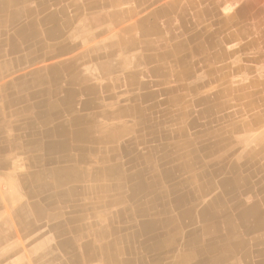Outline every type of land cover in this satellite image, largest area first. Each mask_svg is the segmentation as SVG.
<instances>
[{
    "label": "crops",
    "instance_id": "obj_1",
    "mask_svg": "<svg viewBox=\"0 0 264 264\" xmlns=\"http://www.w3.org/2000/svg\"><path fill=\"white\" fill-rule=\"evenodd\" d=\"M1 7L0 264H171L182 242L160 258L158 241L132 237L136 226L114 224L119 235L74 241L71 229L108 228L62 223L99 204L113 212L116 196L126 200L132 186L153 183L154 170H170L173 183L204 180L206 164L216 172L205 204L225 198L222 180L231 184L232 198L216 211L231 213V244H249L250 255L224 258L218 246L205 264H264L255 252L264 248L257 245L264 242V0H0ZM62 124L68 146L118 166L121 191L116 174L100 185L88 177L55 187L49 172L68 165L59 152ZM81 133L88 138L79 143ZM184 160L194 169L174 170ZM147 163L154 170L143 172ZM35 207L67 216L36 222Z\"/></svg>",
    "mask_w": 264,
    "mask_h": 264
},
{
    "label": "bare ground",
    "instance_id": "obj_2",
    "mask_svg": "<svg viewBox=\"0 0 264 264\" xmlns=\"http://www.w3.org/2000/svg\"><path fill=\"white\" fill-rule=\"evenodd\" d=\"M0 10L4 11L3 7H1ZM10 18H11V15H10ZM15 26H16V24H15ZM5 29H6V27H5ZM20 29L21 28L19 27V30ZM9 30H10V28H9ZM26 30H27V28H23L24 33L26 32ZM19 36H20V34H19ZM6 45H8V44H6ZM248 113H249V111H248ZM78 122H79V120H78ZM58 126L60 127V130L62 131V134H63L62 136L64 137V141H63L64 143L62 144V147L59 149V152L63 154L61 156L62 160H63L62 163H64V162L68 163L69 166L67 165L66 167H64V169H62L59 172H55V171L49 172L51 175L57 176V178H58L57 180H55V184H56L55 187H57V188L62 187L65 184L66 185H67V183L71 184L72 182L79 183L78 180L84 181L88 177L92 182L95 181L96 184L98 185L99 183H103V181L106 182L107 179H113V177H112L113 174H116V173L118 174V172L120 171L119 168H117L118 166L115 165L116 168L109 167L107 158L101 157L100 160H98L97 162H92L91 158L83 157L82 152H81V151H83L82 150L83 148H71L70 146H68V144L66 142V138L68 137L67 136L68 133H67V135L65 134V129L67 130V126L65 124H62L61 126L58 125ZM56 128H58V127H56ZM54 132H55V130H54ZM52 134L53 133H49L48 137H50ZM87 138H88L87 134L84 135L81 133V134H77L76 138H74V139H75V141L82 143V142H85ZM252 139H254V138H252ZM222 142H223V140H222ZM247 144H248V141H247ZM247 147H249V146H247ZM227 148H225V149H227ZM53 150H54V152L57 151L54 148H51V147L49 148V145H47V151L48 152L53 153L52 152ZM75 150L78 153L76 158H74V155H72V151H75ZM241 152H239V153H241ZM184 161H186L184 164L181 163L182 165L173 167L174 170H176L177 172H182V171H190V169L191 170L194 169L193 168L194 166L192 164H190L189 161H187V160H184ZM78 162H80L81 164H84V165H90L92 163H95L96 166L95 167L92 166L91 169H88V170H82L83 168L79 167L80 163L78 164ZM252 162L254 163V161H252ZM51 163L54 164L53 161H51L50 164ZM200 163H201V161H200ZM257 164H259L258 161H257ZM61 166H63V164ZM169 168H171V167H169ZM202 168H203V173L205 174L204 180L202 177H200V178L199 177H193L189 180L184 179V180H180L178 182L173 183L170 170L162 169V170L156 171L153 169V167H151L147 163V166H145L143 172L154 170V175L152 177L153 183L142 181L139 184L132 186V188L130 189L131 194H130V196L126 197V200H123V198L120 199L121 196H116V199L110 198L107 196V199H110L111 201L113 199V202L118 201L116 204H113L114 208H116V210H114L113 212H111V211L109 213L105 212L103 210L104 206L99 204L98 206L96 205V207H95L96 209L94 208V210L91 211V213H86V214L83 213L84 215H78L79 212L76 214V212H77L76 211L72 217L70 216L71 218L68 216V218H70V219L65 218L67 216L66 212H61L58 210L56 213L47 214L46 212H43V211L40 212L39 207H35V209L33 210L34 212H32L33 213L32 215H33V218L36 222H41L42 220H47L48 222H52V223H55V222L60 223L63 220V218H65V220L62 223V224H64V226L67 223L78 224V226L85 225L84 226L85 228H88L91 230V225H93V222L98 221L100 227L108 228V231L105 229L104 230L99 229V230H97L95 232H91L89 234H87L88 232L86 234H84L85 232L82 233L81 231L83 229L80 227L74 228L73 233H72V229L70 228L71 229L70 232L72 235H71V237H68V236L67 237L72 238L74 241H79V240L85 239V238L104 239L106 237H110V236L113 237L115 235H119L120 231L118 229H116V227H114V224L120 225V223L121 224L127 223L128 225H131L132 227L136 226L138 231L136 233H132V237L142 236V237H147L149 240L158 241V245L154 248L156 249L157 254H159L160 258L171 256V254H172L171 252L174 251V248L175 247L177 248V246L180 245V242H182V249L179 250V252L175 253V255L173 256V261L171 262V264H205L207 262V260H205L204 258L206 256H208V257L213 256L216 252H219L218 246H220V254L224 258L226 256H229V255L234 253V254L240 255V257L242 259V256L250 255V253H248V250H247V245H249V244L245 245L241 242L231 244V240L233 238L232 237L233 232L229 228L231 225V219H232L231 213H227L225 211H219V212L216 211V209L218 210V209L224 208V206L227 202V200L225 199L227 196L230 195L231 197H229V198L230 199L232 198V195L234 194V192L228 193V187L231 184L229 182H224L222 180V182H220L219 186L225 188L224 189V191L226 192L225 198H224V196L221 197L220 195L219 196H213L212 198L210 197L211 200L209 199L210 201L205 204V202L207 201L206 199L209 198L206 196H208V194L211 193L214 189V182L215 181L210 179V175H212L216 172V168H215V166H212L209 164L202 166ZM208 170H209V173H208ZM244 170H246V169H244ZM259 172L260 171H258V173ZM117 174H116V176H114V177H116L115 180H118V182H116L115 189H116V192H119V191H121L120 190L121 185L124 186L123 180H125L124 179L125 177H122L121 175H120V177H117ZM232 175H234V174H232ZM138 176H142V175L140 174ZM195 176H197V175H195ZM254 178H256V177H254ZM136 179H137V176H136ZM253 180H251V181H253ZM127 181H128V179H127ZM255 181H256V179H255ZM257 184H259V183H257ZM63 189H66V188L63 187ZM144 190H147V191L145 192ZM183 190H185V193L180 194V192ZM106 191H108V190H106ZM142 191H144V192H142ZM229 191H230V187H229ZM142 193H144V195H142ZM210 196H212V195H210ZM59 198H60L61 202H65V201H67L68 196H66V194L63 193V194H61V197H59ZM114 199H115V201H114ZM134 201L136 203V207L128 206L130 203L132 204ZM121 203H123V204L121 205ZM125 205H127L128 207L123 208L122 206H125ZM74 210H76V209H74ZM257 219L260 222L262 221V218L260 216H258ZM219 223H221V226L226 231L224 235H219ZM33 224H34V222H33ZM93 226L95 227V225H93ZM65 227H67V226H65ZM124 227H122V229ZM128 227H130V226H128ZM66 231H68V229H62L61 235L66 237V235L68 234ZM262 232H264V231H262ZM57 235L59 236V234H57ZM199 237L204 238L207 242L203 241V243H200L201 240L199 239ZM217 238L220 240L219 241L220 243L216 242ZM258 238H257V240H258ZM162 242L165 243V245L162 244ZM171 243L173 245L169 246ZM167 244H169V245H167ZM175 244H178V245H175ZM257 245L264 246V242H258ZM260 248H262V247H260ZM255 252L260 256H264V248L259 249V250H255ZM69 258H71V257H69ZM171 259H172V257H171ZM160 262H161V260H159V264H160ZM254 263H257V262L254 261ZM73 264H75V263H73Z\"/></svg>",
    "mask_w": 264,
    "mask_h": 264
}]
</instances>
